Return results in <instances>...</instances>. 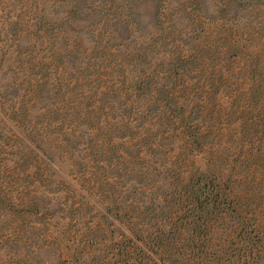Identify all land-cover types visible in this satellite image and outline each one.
<instances>
[{"label": "rangeland", "instance_id": "rangeland-1", "mask_svg": "<svg viewBox=\"0 0 264 264\" xmlns=\"http://www.w3.org/2000/svg\"><path fill=\"white\" fill-rule=\"evenodd\" d=\"M0 264H264V0H0Z\"/></svg>", "mask_w": 264, "mask_h": 264}]
</instances>
